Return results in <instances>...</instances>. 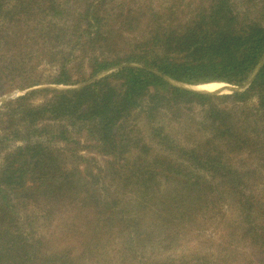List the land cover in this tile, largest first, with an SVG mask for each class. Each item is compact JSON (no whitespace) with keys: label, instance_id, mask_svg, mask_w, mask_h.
Returning <instances> with one entry per match:
<instances>
[{"label":"trees","instance_id":"1","mask_svg":"<svg viewBox=\"0 0 264 264\" xmlns=\"http://www.w3.org/2000/svg\"><path fill=\"white\" fill-rule=\"evenodd\" d=\"M263 54L264 0H0V97L36 87L0 104V264H264V62L161 76Z\"/></svg>","mask_w":264,"mask_h":264},{"label":"water","instance_id":"2","mask_svg":"<svg viewBox=\"0 0 264 264\" xmlns=\"http://www.w3.org/2000/svg\"><path fill=\"white\" fill-rule=\"evenodd\" d=\"M264 62V54L262 55V57L259 59L258 63L256 64V66L254 67L253 71L249 74V76L245 79V81L241 84V85H231V84H227L228 86L226 87L225 91L223 92H217V93H208V92H204V91H201L198 89V85H192V86H188L187 84L185 83H182L180 81H176L174 79H171L167 76H164V75H161L158 71H156L155 69H149L157 74H160L169 84L175 86V87H179V88H182V89H186V90H190V91H193V92H197V93H203V94H214V95H220V94H229V93H232V92H241L243 90H245L249 85L250 83L252 82V80L254 79L256 73L258 72L259 68L262 66ZM123 66H134V67H143L141 64H138V63H134V62H128V63H123L121 65H118V66H113L109 69H106L104 71H101L99 73H97L96 75H94L93 77H91L90 79H88L87 81L85 82H82V83H79V84H76V85H71V86H63V85H44L45 87H52L54 89H77V88H81L91 82H93L94 80L112 72V71H115ZM146 68V67H145ZM33 88H36V87H31L29 89H26L24 91H13L9 94H6V95H3L0 97V104L5 101L6 99L8 98H12V97H15L19 94H23Z\"/></svg>","mask_w":264,"mask_h":264},{"label":"bare ground","instance_id":"3","mask_svg":"<svg viewBox=\"0 0 264 264\" xmlns=\"http://www.w3.org/2000/svg\"><path fill=\"white\" fill-rule=\"evenodd\" d=\"M228 85L222 82H210L204 84L203 87L199 86L198 89L208 93H219L225 91Z\"/></svg>","mask_w":264,"mask_h":264},{"label":"rangeland","instance_id":"4","mask_svg":"<svg viewBox=\"0 0 264 264\" xmlns=\"http://www.w3.org/2000/svg\"><path fill=\"white\" fill-rule=\"evenodd\" d=\"M188 85V84H187ZM189 86V85H188ZM190 86H192V85H190ZM201 87H203V85L201 86ZM35 101H38V100H35ZM1 156H2V153H0V160H1ZM185 242H187V241H185ZM185 244H188V242L187 243H185ZM184 244V245H185Z\"/></svg>","mask_w":264,"mask_h":264}]
</instances>
